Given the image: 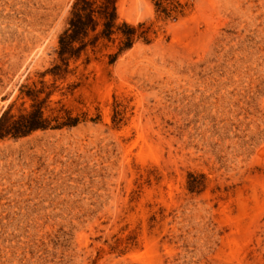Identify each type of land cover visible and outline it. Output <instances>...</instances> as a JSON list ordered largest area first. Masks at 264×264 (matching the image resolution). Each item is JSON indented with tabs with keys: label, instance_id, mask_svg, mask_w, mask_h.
Segmentation results:
<instances>
[{
	"label": "rangeland",
	"instance_id": "1",
	"mask_svg": "<svg viewBox=\"0 0 264 264\" xmlns=\"http://www.w3.org/2000/svg\"><path fill=\"white\" fill-rule=\"evenodd\" d=\"M74 2L0 0V116L79 120L0 140V264H264V0H114L65 69Z\"/></svg>",
	"mask_w": 264,
	"mask_h": 264
},
{
	"label": "trees",
	"instance_id": "2",
	"mask_svg": "<svg viewBox=\"0 0 264 264\" xmlns=\"http://www.w3.org/2000/svg\"><path fill=\"white\" fill-rule=\"evenodd\" d=\"M96 4L92 0H75L72 6L68 28L59 39V49L57 51L58 57L66 67L65 69H67L68 60L77 57L85 49L88 43L84 42V40L88 36L89 31H95L98 20L103 21V29L99 33V36L108 38L112 33L116 18L114 0H103L100 5L97 6ZM123 28L128 30L125 33L127 41L124 47L130 48L132 44L130 36L134 30L128 28L125 24H123ZM97 39L98 36H95L89 44H94ZM74 43H79V46L74 47ZM60 70V66H55L52 69L53 73ZM78 123V118H71L67 115L63 122L51 126V120L43 117L40 104L33 105L30 112L17 117L10 115V109H8L0 116V140L7 137H25L37 130L74 127Z\"/></svg>",
	"mask_w": 264,
	"mask_h": 264
},
{
	"label": "bare ground",
	"instance_id": "3",
	"mask_svg": "<svg viewBox=\"0 0 264 264\" xmlns=\"http://www.w3.org/2000/svg\"><path fill=\"white\" fill-rule=\"evenodd\" d=\"M121 7V6H120ZM122 11V10H121Z\"/></svg>",
	"mask_w": 264,
	"mask_h": 264
}]
</instances>
